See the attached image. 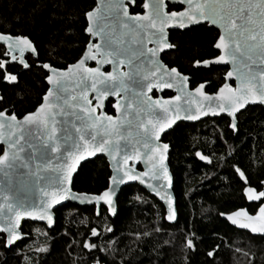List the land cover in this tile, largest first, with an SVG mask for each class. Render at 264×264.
Segmentation results:
<instances>
[{
	"label": "trees",
	"instance_id": "trees-1",
	"mask_svg": "<svg viewBox=\"0 0 264 264\" xmlns=\"http://www.w3.org/2000/svg\"><path fill=\"white\" fill-rule=\"evenodd\" d=\"M142 3L136 0L131 11L141 12ZM95 4L96 0H0V31L30 38L39 56L27 70L16 64L8 66L17 75L15 84L5 82L0 69L5 108L22 116L40 104L48 86L47 73L38 63L64 68L81 57L89 42L86 13ZM218 36L219 31L208 24L171 31L175 47L163 59L190 73L192 79L210 81L212 87L207 89L214 92L224 68H195L193 63L216 56ZM2 54L0 46V58ZM113 104V99L106 104L110 114L114 113ZM241 113L236 132L230 129L229 118L221 116L181 122L164 135L163 140L171 145L176 223L166 221L165 207L157 198L139 185H127L118 196L114 218L104 206L97 216L95 206L69 202L56 209L51 229L42 223L24 222L22 229L29 237L17 242L15 248L11 246L12 250L0 246V264H29V260L32 264H92L93 255L101 264H264V236L240 231L221 217L240 207L255 212L256 206L247 202L243 189L250 186L260 191L264 180V107L251 105ZM197 151L211 162L199 160ZM237 168L244 173L243 179ZM110 176L106 158L97 157L81 165L73 189L101 192ZM93 227L99 239L90 235ZM85 240L102 245L105 251L92 249L90 253L82 247ZM187 240L193 241L194 250L187 247ZM41 247L47 252L36 251Z\"/></svg>",
	"mask_w": 264,
	"mask_h": 264
},
{
	"label": "water",
	"instance_id": "water-1",
	"mask_svg": "<svg viewBox=\"0 0 264 264\" xmlns=\"http://www.w3.org/2000/svg\"><path fill=\"white\" fill-rule=\"evenodd\" d=\"M135 2L133 3V0H96V6L86 13V20H87L86 29L90 26L94 27L97 31L103 29L101 36L104 37V39H101V36H96V37L90 36V34L85 30L86 35L89 36L88 44L91 43L93 45H104L105 42L110 37L112 39H121L123 41V43L120 45L112 43L109 46V49H106V50H115L117 47H119L122 50L119 54L118 59L109 57L110 60H114V63L101 62L99 65H97L96 60H87L85 63V67H89V68L99 67L100 72L104 73V77L101 78L103 82L97 83L95 89L92 88L93 78L91 76H89L86 81L87 99L90 102V106L96 109L94 115L96 117H100L101 114L103 113V116L105 117L111 116L112 121L108 122L106 120H101V123L97 124L95 129L91 127L88 128L83 127L85 121L79 119L78 116L82 115L81 107L83 105V101L80 99V97L84 85L79 84L80 78L78 75L68 76L65 81L66 90L63 92L59 91V89H56V86L49 84L46 80L48 84V89L53 88L54 90H56L57 95H60L62 97V99L55 105V107L41 109V105L46 103L45 101L42 100V103L33 112L27 113L28 115H32L34 119H39L42 117L47 127L39 128L35 124L26 125L23 129H18L15 132L11 133L13 141L19 140L17 149H22V151H18V154H16L15 158H13V156L16 150H9L8 143L5 141V139L0 138V146L4 148V151L0 156H4L6 151H8L9 153L8 156L2 162H0V205H3V208L0 209V233L3 234L2 228L8 222L5 218L14 217V213L8 211L9 204H11L13 208L17 210L27 209L31 211H36L37 209H39L41 201L42 199H44V193L46 191L51 192L52 190H54L55 182L59 180L60 173L54 171L53 170L54 167L61 163L65 164V167H67V165H70L73 162L76 155L79 154L76 152V149L74 147V145L76 144L80 145V148L83 154L85 155V159L77 163L76 171L72 173L73 180L83 163L100 156L106 158L111 171V176L122 175V173L116 172L118 162H122L125 155L132 154L134 148H138L140 150L141 159L138 160L130 159L128 161V164L125 165V167H131L134 169L135 172H141V173L147 172L149 169V164L144 154L148 150L144 149L143 141L147 140L150 141L151 144H158L161 147L163 144H168V149L167 152L165 153L166 159L164 163L168 168L169 176L172 177V185L169 187L167 186L166 181L150 180L149 177L146 176L145 177L146 181L155 184L157 185L158 188H160V196H157L155 192L148 189L145 184H141L138 180L125 181L123 184H118V185H112L111 182L109 181L107 187L114 188L116 192V195L113 196V201L116 205V210L115 212L107 211V213L111 218H114L118 211L117 200L121 190L127 185L136 184L139 185L141 188L145 189L149 194L157 198L164 205L165 219L168 223L174 224L177 222L178 211H177V218L175 220H168L167 219L168 213L166 211L167 206L165 204V201L160 198L161 196H164L166 194L171 195L173 200V208L177 209L176 196L174 192V176L169 164V154L171 151V145L170 143L165 142L163 140V137L167 132H169L177 124L181 122H188V123L198 122L207 117L214 118V117L227 116V113L218 112V115L216 116L209 114L207 116H201L197 120H188L183 118L185 113L184 111H181L180 112L181 119L176 120L175 123L172 124L170 127L164 128V130L159 133L158 141L151 135L152 126L157 125V127H159V124L163 122V111L157 108L154 109L151 114H148L146 112H140L139 115H137V110L141 107L138 93L141 91L140 82L142 80V77L140 75H137L136 73L138 71H148V70L155 71V69L148 64V59H150V56L147 55L138 56V55H133V53L138 52L141 49L155 47V45L147 41H145L143 44L134 42L133 34L128 32L126 29L121 28L120 21L123 20L125 23L129 25H133L134 22L131 20H127V18L123 16L121 11H119L118 9H114L112 7L113 4H123L124 7L127 8L129 16H135L136 14H139L140 16H145L148 15L149 13L155 12L158 0H144L143 4L147 2L149 7L144 8L142 4V9H143L142 12L132 13L130 11V8L131 6L135 5ZM202 2L203 0H193L192 7L195 8L197 4H200ZM229 2H234L237 4L238 15H237L236 23L238 25L244 24L246 26L251 27L250 25H247L249 15H251L253 19L259 20V9L253 8L250 13L246 5L259 4L262 2V0H229ZM169 5H178V6H182V8L180 10H169ZM241 5H245L242 13L239 12V7ZM188 9H189V5L187 3V0H184L183 3H180V0H164V9H163L164 12H170V11L182 12ZM89 12L92 13L91 19L87 15ZM201 24H208L209 26L215 27L219 31V36L215 44L220 42L219 40L220 35H224L226 42L228 41L229 39L228 34L225 33L219 25L211 24L205 20H201L194 25H186L184 29H179L175 27L174 26L175 21H173L172 23L165 25V33L168 35V37H170V31L172 30L183 31ZM0 35H7L9 37V41L0 40V46H4L7 51L5 57L8 58V60L3 61L5 67L8 63L17 62L26 70L27 68L23 66L21 60L23 59L24 63L28 64L26 59V56L28 54L33 55L35 59L38 58V51L30 52L25 50L23 54H21V52L19 51L20 46H17L14 42V37L16 35H12L1 31H0ZM22 37L27 38L29 42L33 45V47L36 48L35 44L31 41L30 38L25 36ZM142 37H143V33H141L140 37H137L136 39H140ZM10 43L12 45L11 48L9 47ZM251 43L254 42L249 41V44ZM88 44L86 45L83 54L77 61L67 65L64 68H59V67L57 68L61 70V72H66L69 68H74V66L78 64V62L81 59L84 58V54L88 51H92L96 55V59L100 60L101 59L100 54L95 52V48L89 49ZM173 48L162 49L161 51L158 52L157 59L160 62L161 72L171 69L169 65H167L163 61L162 56L164 53L172 50ZM242 50L246 51V49L243 48V43H242ZM216 51L219 52V54L215 58L207 59V61H209L207 65H204L202 63H197L196 61L195 66L206 67V68L210 67L211 65L228 66L229 67L228 71H233V76L227 77L226 75L224 83L229 84V87L233 91L236 90L237 86L240 83L237 77L240 74H247L250 67L252 72L255 74V80L252 81L255 88L259 90L261 86H264V82L261 81L259 75L260 72H264V64L260 63L258 50L256 55L254 56V59H256V63L254 64L251 63L246 56H241L240 53H235L237 57V63L235 65L232 64L231 62H224V63L216 62V58L219 55L233 54L234 51L233 45H229L227 49H216ZM13 56H15V60H13ZM120 60H123L124 63L121 64ZM48 64L50 65V67L52 66L50 63ZM5 67L3 69H5ZM175 68L177 69L178 72H180L177 67ZM44 70L47 72V74L49 75L51 74V72H49L48 70L46 69ZM108 73H112L113 76H119L120 73H131L130 77L128 76L122 77L123 88L122 91H120L117 95H111V93L116 88L122 87L121 80L117 79L115 81L108 82L106 79ZM180 73L182 76L185 75L182 72ZM157 75H160V73H157ZM232 81H234L235 84H232ZM15 82L16 80L9 83H15ZM204 83L206 89L205 94L212 96L213 99H211L210 101L204 100L203 98L200 97H197V99L199 100V103L203 105L205 110H207L209 106H211L212 108H216L218 111V106L221 103H226V102L216 98L219 94V88L216 92L210 93L207 91L208 83L207 82ZM179 88H181V83L174 82V87L171 89L164 88V89L156 90L155 88H153L151 92L147 91L146 89L145 92L148 96L152 97L153 100L159 98L161 100L168 101L169 105H171L170 111L172 112L174 118L176 105L179 104L181 108H183L186 104V101L191 99V97L186 96L184 92H178L177 90ZM101 91H106L109 93L108 96L103 98L102 106H100L101 102L97 100L98 93ZM165 91H171L173 92V95L170 97H164L162 94ZM186 91L191 92L192 91L191 86H189L186 89ZM47 92L45 93V95H47ZM155 92L158 94L157 96L153 94ZM178 95L180 96V99L177 101L174 98ZM224 95L229 96L231 95V93L226 90ZM0 98H3L1 90H0ZM110 99L114 100L113 114H110L106 111V104ZM64 100H67L68 103L64 104ZM118 100L121 104L120 111H117L116 107L114 106ZM129 103L132 104L131 108L127 107ZM251 105H259V104H246L244 109H240L239 112L236 113V116L238 117V114H240L243 110H245L248 106ZM261 106L264 107V105ZM38 109L40 110L39 115H37ZM195 109H196V105L193 104L191 114H195ZM52 112L59 113L55 116L54 123L48 117V114ZM17 117L19 120L21 121L23 120V116L22 117L17 116ZM149 120L152 121L151 124L149 123ZM141 124H143V127H141ZM53 127L56 129V131L54 137L50 139L49 137L52 136L51 130ZM78 128L81 129L80 132H77ZM9 134L10 132L9 129H7V127H5L3 130H0V137H7ZM81 136L84 137V140L80 139ZM93 136H95V141L92 140ZM101 139H105L109 141L108 147L111 149H116L118 145V151L116 152V159H112V157L109 156L106 152H96L94 156H88L86 152L83 151L85 140L88 142L87 148L91 150L96 146V142L100 141ZM55 146H58V150L56 152H53L52 148ZM70 152L73 153V156L71 158H68V153ZM198 152H200L201 155L206 156L205 154H203L202 151H198ZM197 158L200 160L198 156ZM201 161L204 162L205 164H209L211 162V159L210 157H208L207 160H201ZM49 162H51V165L53 167H47ZM69 187L72 188L73 194H78V193L95 194V193L76 191L73 189V183L70 184ZM262 190H264V186H262ZM263 198L264 197H262L261 200ZM69 202L79 206H95L96 212L98 211L99 213L102 206H104L107 209V206L103 205L102 203L101 205L96 206L94 204L81 203L79 200H73L70 198L61 200L58 204L52 205V209L50 210L52 214L51 225H48L46 220H37L29 216H22L19 224L21 229V239L17 240L15 244L29 237V235L25 234L22 230V226L25 221L42 223L46 225L48 229H51L55 226L56 223V212H55L56 209ZM259 207L255 213H251L247 207H240V208H243L250 216L257 217L259 214ZM240 208L228 213H222L223 215H221V217L225 219L230 225H232L233 227L239 230L249 232L250 234L255 236H264V234L252 233L250 229L239 228L238 226L233 225L230 220H228V216L231 215L233 212L239 210ZM37 215H39V212H37ZM236 219L241 220L243 222L242 218L240 217H236ZM262 223H264V221H260L259 219H257L256 221L257 227H260ZM10 247L11 246H9V248Z\"/></svg>",
	"mask_w": 264,
	"mask_h": 264
},
{
	"label": "snow or ice",
	"instance_id": "snow-or-ice-1",
	"mask_svg": "<svg viewBox=\"0 0 264 264\" xmlns=\"http://www.w3.org/2000/svg\"><path fill=\"white\" fill-rule=\"evenodd\" d=\"M135 0H133V3ZM184 0H180V3H183ZM193 0H187L189 5V9L179 12V11H170L164 12V0H158L157 7L154 13H149L145 16H140L136 14L135 16H129L127 8L124 7L123 4H113L112 7L114 9H118L122 12L123 16L127 18V20L133 21V25H129L125 23L123 20L120 21L121 28L126 29L128 32L133 34L134 42H138L143 44L145 41L151 42L155 45L152 48L141 49L138 52L133 53V55L138 56H150L148 59V64L151 65L155 71L148 70V71H138L136 74L142 77L140 82L141 91L138 93L140 98L141 107L137 110V115L140 112H146L151 114L154 109H161L163 111V122L157 125H153L151 129V135L158 141L159 140V133L164 130V128L170 127L172 124L175 123L176 120L181 119L180 112L184 111V119L188 120H197L201 116H207L209 114L216 116L219 113L226 112L227 116L230 118L229 127L233 129V131L239 128V118L236 116V113L239 112L240 109H244L246 104H259L264 105V86H261L259 90L255 88L252 81L255 80V74L252 72L251 68L249 67V71L247 74H240L237 79L240 81L239 85L237 86L236 90L233 91L229 84L223 83L222 86L219 87V94L216 97L221 101L226 103H221L218 106V111L216 108H212L209 106L207 110L204 109L203 105L199 103L197 97L203 98L204 100H211L213 99L212 96L206 95L205 83L200 82L198 79H190L189 76H182L180 72L177 71L175 67H172L170 70H165L161 72L160 62L157 59L158 52L162 49H169L175 47L170 42V37L165 33V25L172 23L175 21V27L179 29H184L186 25H194L197 24L201 20L208 21L211 24H216L223 29L225 33L228 34V41L226 42L225 36L220 35L219 43L215 44L216 49H227L229 45L234 46L233 54L231 55H219L216 58L217 63H224V62H231L232 64L237 63V57L235 53H240L241 56H246L247 59L251 63H256V59L254 56L259 53L260 63L264 64V0H262L259 4H247L246 7L249 9L251 13L253 8L259 9V20L253 19L251 15L248 16V21L246 26L244 24H237V4L234 2H229V0H203L202 3L197 4L195 8L192 7ZM144 8H148L149 5L147 2L143 4ZM245 5H241L239 7V12L242 13L244 10ZM91 19L92 13L89 12L87 14ZM242 18V17H241ZM154 30V31H153ZM86 31L90 34V36L96 37L101 36L103 29L97 31L94 27L90 26L86 29ZM143 33V37L140 39H136L140 37V34ZM101 39H104L101 36ZM0 40L9 41V37L7 35H0ZM249 41L254 43L249 44ZM14 42L19 47V51L21 54L25 50L30 52H36L37 49L33 47V45L29 42L27 38H24L20 35H16L14 37ZM115 43L120 45L123 43L121 39H112L111 37L105 42L104 45H93L91 43L88 44V48L92 49L95 48V52L99 53L101 56L100 60L96 59V55L92 51H88L84 54V58L81 59L78 64L74 66V68H69L66 72H61L57 67L51 66L48 63H43L42 68L51 72V74H46V80L49 84L56 86V89L63 92L66 90V78L68 76H79V84L84 85L83 91L81 92L80 99L83 101V105L81 107L82 115H79L78 118L85 121L83 127L88 128L91 127L95 129L96 125L101 123V120H106L108 122L112 121L111 116H103V113L100 117H96L94 115L96 109L90 106V102L87 99V85L86 81L89 76L93 78L92 88L95 89L97 83L103 82L101 80L104 77V73L100 72L99 67L96 68H89L85 67V63L87 60H96L97 65L101 62L103 63H114V60H110L109 57H113L114 59L119 58V54L122 51L119 47L115 50H106L109 49V46ZM242 43L243 48L246 49L242 50ZM11 43L9 47L11 48ZM105 49V50H102ZM168 54V53H166ZM13 60H15V56H13ZM21 63L25 68H29L27 63H24L23 59ZM120 63L123 64L124 61L120 60ZM130 63V61H129ZM197 63H202L207 65L209 61H197ZM5 67L4 63L0 61V69ZM160 73V75H157ZM131 73H120L119 76H113L112 73L107 74V81L112 82L117 79L121 80V88H116L111 95H117L123 88V80L122 77L128 76L130 77ZM227 77L233 76V71H227ZM260 79L264 82V72H260ZM3 79L12 82L17 79L15 75H9L5 73L3 75ZM174 82H180L181 88H179L178 92H184L186 96L191 97V99L186 101V104L183 108L179 104L176 105L175 114L173 118V114L170 111L171 105H169L168 101L161 100L157 98L153 100L152 97L148 96L145 92V89L149 92L155 88L156 90L168 88L171 89L174 87ZM191 86L192 91L188 92L186 89ZM208 86L212 87L211 82H208ZM229 91L231 95L225 96V91ZM155 94V93H153ZM109 93L106 91H101L98 93L97 100L101 102L104 97L108 96ZM54 98V99H53ZM43 101L46 103L41 105V109L43 108H53L55 105L62 99L60 95H57L56 90L53 88L48 89L47 95L43 98ZM75 99V98H73ZM175 100H179L180 96H176ZM68 101L64 100V104H67ZM7 104L6 100L0 98V130H3L5 127L9 129L10 134L7 137H0L5 139L8 143L9 150H16L14 152L13 158H15L18 151H22V149H17V145L19 144V140L13 141L12 139V132H15L18 129H23L26 125H33L35 124L39 128H46L47 125L44 119L41 117L39 119H34L32 115L23 114V120H19L17 115L15 114V109L8 108L5 109V105ZM196 105L195 114L192 113V105ZM117 111H120L121 104L119 100L114 105ZM128 108L132 107V104L129 103L127 105ZM39 109L37 110V115H39ZM7 112V115H6ZM59 114L56 112H52L48 114L49 119L55 122V116ZM244 113H240L243 116ZM151 124L152 121L149 120ZM143 127V124H141ZM52 136L49 138H53L56 129L52 128ZM81 129H77V132H80ZM81 140H84V137L81 136ZM92 140L95 141V136L92 137ZM88 142L84 141V149L83 151L86 152L88 156H94L96 152H106L112 159H116V152L118 151V145L116 149H111L108 147L109 141L105 139H101L100 141L96 142V146L89 150L87 148ZM76 152L79 153L76 155L75 159L70 165L65 167V164L61 163L54 167V171L60 173L59 180L55 182V188L51 192L44 193V199H42L39 209L36 211L31 210H17L14 209L11 204L8 205V211L14 213V217H6L5 219L8 221L7 224L2 228L3 239H0V246L4 248H15V242L21 239V229H20V219L22 216H29L33 219L37 220H46L48 225L52 224V214L50 210L52 209V205L58 204L61 200L65 199H73L79 200L81 203L87 204H94L96 206L103 205L107 206L108 212H115L116 205L113 201V196L116 195L115 189L110 187H105L102 192H97L95 194H73L72 188L69 187L70 184L73 183V176L72 173L76 171V165L79 161L85 159V155L83 154L80 145H74ZM144 149L148 151L144 154L147 158L149 169L147 172H135L131 167H125L128 164L130 159H141V152L138 148H134L132 154L125 155L122 162H118L116 172L122 173V175H113L109 177V181L112 185L123 184L125 181H139L141 184H145L148 189L155 192L157 196H160V188L157 185L152 184L145 180V177H149L150 180H163L167 182V186L172 185V177L169 176L168 168L165 165L164 161L166 159L165 153L168 149V144H163L162 147L158 144H151L150 141H143ZM58 150V146L52 148L53 152ZM8 151L5 152L4 156H0V162H2L7 156ZM196 156L200 158V160H207V156H203L200 152L195 153ZM73 153H68V158H71ZM47 167H53L51 162L47 165ZM237 172L240 174V178H244V173L240 172L237 168ZM262 186H264V181L260 182ZM244 195L247 197L249 201H260L262 197H264V190L257 191L253 187H245L243 189ZM162 200L165 201L167 206L166 211L168 213L167 219L168 220H175L177 218V211L178 209L173 208V200L171 195H164L160 197ZM3 208V205H0V209ZM39 212V215H37ZM99 215L100 213L97 211L95 213ZM223 215V214H221ZM236 217L242 218L241 220L236 219ZM259 219L260 221H264V203L260 204L259 207V214L257 217L250 216L243 208L233 212L231 215L228 216V220L231 221L233 225L238 226L239 228L243 229H250L252 233H260L264 234V223L261 224L260 227H257L256 221ZM83 223V221H81ZM111 231V228L107 229ZM90 235L93 237L100 238L97 235L96 227L91 228ZM136 235H140L137 233ZM144 236H148V232L143 233ZM198 239V237H197ZM109 246H111L112 241L107 242ZM167 244L168 242L165 241ZM187 247L189 249L193 248V241L187 240L186 241ZM82 247L84 249H89L91 253L92 249H97L101 252L105 251L102 245H98L96 243L89 244L87 240L83 242ZM9 248V250H12ZM18 251V249H17ZM37 252H47L46 247H41L36 250ZM208 256H212V252L209 251ZM29 264H32L31 260H29ZM92 264H101V262L93 255Z\"/></svg>",
	"mask_w": 264,
	"mask_h": 264
},
{
	"label": "flooded vegetation",
	"instance_id": "flooded-vegetation-1",
	"mask_svg": "<svg viewBox=\"0 0 264 264\" xmlns=\"http://www.w3.org/2000/svg\"><path fill=\"white\" fill-rule=\"evenodd\" d=\"M143 2H144V0H143ZM135 4H136V2H135ZM143 4V3H142ZM95 6H96V4H95ZM94 6V7H95ZM135 5H133V6H131V8L132 7H134ZM170 6H176V7H180L179 9H176V8H170ZM93 7V8H94ZM92 8V9H93ZM131 8H130V11H131ZM182 8V6H178V5H169V10H180ZM142 11H143V9H142ZM141 11V12H142ZM132 12V11H131ZM132 13H134V12H132ZM137 13H140V12H137ZM87 27V26H86ZM172 31H174V30H172ZM170 33H171V31H170ZM89 37V36H88ZM1 47H3V54H2V57L0 58V61H4V60H8V58H6L5 57V54H6V48L4 47V46H1ZM38 51V50H37ZM169 52V51H168ZM167 53V52H166ZM165 54V53H164ZM163 54V55H164ZM219 54V52H217V54H216V56ZM216 56H214L213 58H215ZM39 57V56H38ZM26 59H27V62H28V64H29V68H30V65L32 64V63H34L35 61H37L38 60V58L37 59H35L34 57H33V55H31V54H28L27 56H26ZM162 59H163V56H162ZM210 59H212V58H210ZM207 60V59H206ZM163 61L165 62V60L163 59ZM198 61V60H197ZM204 61V60H203ZM196 62V61H195ZM195 62L193 63V67H195V68H206V67H196L195 66ZM46 63H48V62H46ZM166 63V62H165ZM14 64H16V65H18L19 67H21V69L22 70H25L21 65H19L17 62H14V63H8L7 65H6V67H5V69H2L3 70V73L5 74V73H7V74H9V75H15L16 77H17V75L16 74H14L12 71H9V69H8V66L9 65H14ZM39 65H42L41 63H38ZM51 64V63H50ZM167 65H169V67L170 68H172V67H177V66H174V65H172V64H168V63H166ZM52 65V64H51ZM52 66H54V65H52ZM217 65H211L210 67H208V68H211V67H216ZM56 67V66H55ZM220 67H223L224 68V73H223V76H222V80H221V82L219 83L220 85L218 86V88L225 82V76H226V73H227V71L229 70V67L228 66H220ZM29 68H27V69H29ZM178 68V67H177ZM26 69V70H27ZM179 69V68H178ZM179 71L180 72H182L183 74H185V75H188V76H190V79H192V76H191V74L190 73H186V72H183V71H181L180 69H179ZM47 73V72H46ZM17 80H18V78L16 79V82L15 83H17ZM5 82H6V80H4ZM45 81H46V79H45ZM203 82H209V81H203ZM7 83H9V82H7ZM15 83H9V84H15ZM47 83V82H46ZM232 84H235V82L234 81H232ZM47 86H48V84H47ZM207 86H208V84H207ZM218 88H217V90H218ZM47 90H48V87H47ZM47 90H46V92H47ZM216 90V91H217ZM207 91H208V89H207ZM216 91H214V92H216ZM2 92V91H1ZM45 92V93H46ZM209 92V91H208ZM214 92H210V93H214ZM45 93L43 94V96L45 95ZM155 96H157L158 94L155 92V94H154ZM164 97H170V96H172L173 95V92H171V91H165V92H163V94H162ZM43 96H42V98H43ZM2 97H3V94H2ZM3 99V98H2ZM43 100V99H42ZM42 100H41V102H40V104L42 103ZM39 104V105H40ZM38 105V106H39ZM37 106V107H38ZM36 107V108H37ZM35 108V109H36ZM5 109H8V108H5ZM34 109V110H35ZM33 110V111H34ZM33 111H30V112H33ZM30 112H28V113H30ZM16 114V113H15ZM27 114V113H26ZM17 115V114H16ZM18 116V115H17ZM238 116H239V114H238ZM19 117H22V116H19ZM227 117V116H226ZM207 118H211V117H207ZM215 118V117H214ZM227 118H229V117H227ZM206 119V118H205ZM229 122H230V118H229ZM186 123H188V122H186ZM192 123H195V122H192ZM231 129V128H230ZM231 130H233V129H231ZM234 132H236V131H234ZM166 142V141H165ZM0 148L2 149V152H1V154L3 153V151H4V148L2 147V146H0ZM198 152V151H197ZM0 154V155H1ZM260 190H262V189H260ZM247 198V197H246ZM247 202L248 203H251V204H253V205H255L256 206V209H255V212H256V210L258 209V207L260 206V204L262 203L261 201H249V200H247ZM255 212H253V213H255ZM26 222V221H25ZM23 230V229H22ZM239 230V229H238ZM240 231H243V230H240ZM244 232H246V231H244ZM247 233H249V232H247ZM250 234V233H249ZM252 235V234H251ZM3 236H4V234H2V233H0V238H3ZM252 236H255V235H252ZM193 250L195 249V246H194V244H193V248H192Z\"/></svg>",
	"mask_w": 264,
	"mask_h": 264
}]
</instances>
